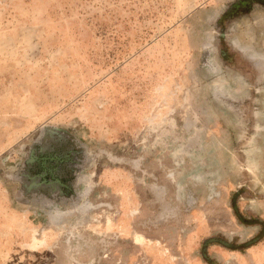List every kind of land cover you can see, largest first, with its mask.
<instances>
[{
	"label": "rangeland",
	"instance_id": "1",
	"mask_svg": "<svg viewBox=\"0 0 264 264\" xmlns=\"http://www.w3.org/2000/svg\"><path fill=\"white\" fill-rule=\"evenodd\" d=\"M164 253L264 264V0H0V264Z\"/></svg>",
	"mask_w": 264,
	"mask_h": 264
},
{
	"label": "crops",
	"instance_id": "2",
	"mask_svg": "<svg viewBox=\"0 0 264 264\" xmlns=\"http://www.w3.org/2000/svg\"><path fill=\"white\" fill-rule=\"evenodd\" d=\"M90 159H88L87 161H85V163L82 165L81 169H79L77 177H78V181L74 184L75 190L74 193L72 194V198H71V203L64 207V206H59V212L64 208L70 207L71 211L73 214L75 213H80V212H96L99 209H105L107 211H112V209L114 208L115 204L112 202V198L111 199H95L92 196V193L94 191V186L91 183V179H90V175L86 174L83 170L85 169H89L91 166ZM87 169V170H88ZM108 189H112L111 184L105 183ZM117 192V191H116ZM119 196L122 197L123 193L122 191H118ZM88 197L85 200V197ZM112 195V191H111V195ZM60 197V196H59ZM121 210V207H120ZM125 237L130 238V234L126 233ZM133 238V237H132ZM133 244H135L136 246H139L138 243H136L135 241L133 242ZM171 257H167L165 253L161 256H159L158 259H156V261H152V257H149V261L151 262V264H164V260L169 259ZM166 264H170V262L168 261V263Z\"/></svg>",
	"mask_w": 264,
	"mask_h": 264
},
{
	"label": "flooded vegetation",
	"instance_id": "3",
	"mask_svg": "<svg viewBox=\"0 0 264 264\" xmlns=\"http://www.w3.org/2000/svg\"><path fill=\"white\" fill-rule=\"evenodd\" d=\"M81 154L78 152L76 156H65L57 154V156L53 157L54 164L49 166L51 170L54 171V179H60L63 183L61 185L62 189L72 198V194L74 193L75 187L74 184L78 181V170L81 169L82 165L85 163V159L80 156ZM81 157V158H80ZM43 160H49L48 158ZM43 162V161H42ZM52 163V162H50ZM47 164L48 161H47ZM61 183V184H62ZM62 190V191H63Z\"/></svg>",
	"mask_w": 264,
	"mask_h": 264
}]
</instances>
